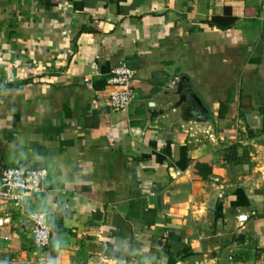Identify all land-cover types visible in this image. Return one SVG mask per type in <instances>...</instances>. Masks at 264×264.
<instances>
[{"label":"crops","instance_id":"crops-1","mask_svg":"<svg viewBox=\"0 0 264 264\" xmlns=\"http://www.w3.org/2000/svg\"><path fill=\"white\" fill-rule=\"evenodd\" d=\"M225 6L235 21L212 24ZM122 60L137 95L114 109L107 79ZM0 75L14 78L0 89V170H46L25 209L52 225L40 248L7 206L0 256L264 264V152L253 143L264 135V0H0ZM231 150L238 161H226Z\"/></svg>","mask_w":264,"mask_h":264},{"label":"built area","instance_id":"built-area-1","mask_svg":"<svg viewBox=\"0 0 264 264\" xmlns=\"http://www.w3.org/2000/svg\"><path fill=\"white\" fill-rule=\"evenodd\" d=\"M91 67L97 71L98 64L94 60ZM135 72L126 60L118 62L112 69L107 83L115 89L109 95V104L114 109H123L136 98V91L132 86ZM14 81L11 76L2 79L0 75V89ZM177 174H180L178 171ZM47 172L42 168L28 167L22 164L7 165L0 170V227L12 223L11 209L18 210L24 215L26 221L31 223L34 243L40 248H46L51 239L52 225L48 214L44 211L26 213V197L31 194L43 192ZM9 206V208H7ZM249 219L248 215L241 213L237 220L241 223Z\"/></svg>","mask_w":264,"mask_h":264},{"label":"trees","instance_id":"trees-1","mask_svg":"<svg viewBox=\"0 0 264 264\" xmlns=\"http://www.w3.org/2000/svg\"><path fill=\"white\" fill-rule=\"evenodd\" d=\"M236 17L232 15V10L230 6H225L224 13L222 15H215L210 19V22L212 24H215L219 27H226L228 25H231L235 21ZM226 161L234 160L238 161L239 158H237V153L235 150L229 151L227 155L225 156ZM201 167V171L206 170V174H208L211 171L210 165L208 163H201L199 164ZM13 256L11 254L4 253L2 256H0V264H13Z\"/></svg>","mask_w":264,"mask_h":264},{"label":"water","instance_id":"water-1","mask_svg":"<svg viewBox=\"0 0 264 264\" xmlns=\"http://www.w3.org/2000/svg\"><path fill=\"white\" fill-rule=\"evenodd\" d=\"M186 80L187 79L185 76H182L181 78H175V80H174L175 84H177V93L181 95L182 100L187 99V96H193L192 91H191V87L189 86V84H187ZM196 100H197L198 104L202 107L199 110L200 112L198 114L199 120L211 122V118L206 114L207 110L205 109V107L202 106L199 99L196 98ZM253 143L256 146L260 147L262 149V151L264 152V135L255 138L253 140Z\"/></svg>","mask_w":264,"mask_h":264}]
</instances>
